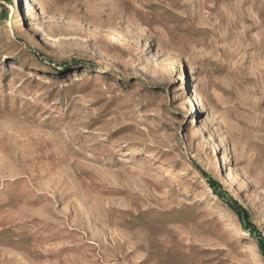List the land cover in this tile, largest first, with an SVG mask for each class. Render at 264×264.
<instances>
[{
  "label": "rangeland",
  "instance_id": "374dc122",
  "mask_svg": "<svg viewBox=\"0 0 264 264\" xmlns=\"http://www.w3.org/2000/svg\"><path fill=\"white\" fill-rule=\"evenodd\" d=\"M0 264H264V0H0Z\"/></svg>",
  "mask_w": 264,
  "mask_h": 264
},
{
  "label": "bare ground",
  "instance_id": "6f19581e",
  "mask_svg": "<svg viewBox=\"0 0 264 264\" xmlns=\"http://www.w3.org/2000/svg\"><path fill=\"white\" fill-rule=\"evenodd\" d=\"M29 2L26 3V9H27V13H29V10H30V4H28ZM31 14V13H30ZM200 103V101H199Z\"/></svg>",
  "mask_w": 264,
  "mask_h": 264
},
{
  "label": "trees",
  "instance_id": "16d2710c",
  "mask_svg": "<svg viewBox=\"0 0 264 264\" xmlns=\"http://www.w3.org/2000/svg\"><path fill=\"white\" fill-rule=\"evenodd\" d=\"M211 184H213V182H212ZM249 228H250V227H249Z\"/></svg>",
  "mask_w": 264,
  "mask_h": 264
}]
</instances>
